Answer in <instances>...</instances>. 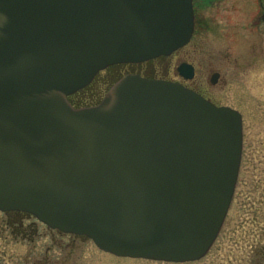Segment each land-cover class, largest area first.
<instances>
[{
  "label": "water",
  "instance_id": "1",
  "mask_svg": "<svg viewBox=\"0 0 264 264\" xmlns=\"http://www.w3.org/2000/svg\"><path fill=\"white\" fill-rule=\"evenodd\" d=\"M193 28L192 0H0V212L116 257H204L234 193L240 113L137 74L97 105L67 99L109 66L169 56Z\"/></svg>",
  "mask_w": 264,
  "mask_h": 264
},
{
  "label": "rangeland",
  "instance_id": "2",
  "mask_svg": "<svg viewBox=\"0 0 264 264\" xmlns=\"http://www.w3.org/2000/svg\"><path fill=\"white\" fill-rule=\"evenodd\" d=\"M205 5L204 16L212 17L215 24L201 34L204 51L196 56L188 44L174 56L150 61L142 69H154L157 75L168 70L175 81L176 61L194 60L196 82L208 88L218 104L242 116L236 185L209 251L197 261L184 263L121 258L99 250L83 236L49 229L33 217L0 212V264H264V25L257 24L264 0H213ZM118 71L99 72L77 97L82 102L100 101L121 77ZM213 72L220 73L215 87L209 84Z\"/></svg>",
  "mask_w": 264,
  "mask_h": 264
},
{
  "label": "flooded vegetation",
  "instance_id": "3",
  "mask_svg": "<svg viewBox=\"0 0 264 264\" xmlns=\"http://www.w3.org/2000/svg\"><path fill=\"white\" fill-rule=\"evenodd\" d=\"M205 1L209 2V1H213V0H198L197 2L192 0L193 15H194V30H193V34H192L191 39L188 42V44H191V46L193 48V54H195L196 56H198L202 51H204L203 50L204 39H202L203 35H201V34L205 31H210L212 25L215 24L213 22L212 17L207 18L204 16L203 8L206 6ZM261 7H262V5H261ZM261 10H262V13L257 19V24L259 26L264 25V8ZM187 45L178 49L174 53L179 52V50H182ZM209 50L210 49L208 48L207 51H209ZM173 54H171L168 57L174 56ZM166 58L167 57H160V58L154 59L152 61H156V60H160V59H166ZM149 62L150 61L144 62V63H139V64H118V65L108 67L106 70H104V72H107L112 68H118V70H119L118 73L122 72L121 76H123L125 74H137V75H140V76H142L144 78H148V79H161V80H166V81H173V82H176V83L182 85L183 87H185L187 89L192 90L193 92L197 93L198 95H200L201 97H203L204 99H206L207 101L211 102L212 104H214L216 106H227V105L218 104L217 101L211 96V94L209 92H207L208 88L203 87L204 85L202 83L196 82V75H197L198 69H197V66H196L194 60L189 62L187 60L179 58L176 61L177 64L175 67V76L177 78L175 81L171 80L169 78L168 70L163 71L162 74L157 75V73H155L154 69L149 70V69H147V67L142 69V66L148 64ZM182 65H189V66H188V68H185V67H182ZM137 66L139 67V69H135ZM190 70H191V72H190ZM190 73H191V75H190ZM213 74H217V78H216L215 83L211 82V77ZM189 75H190V77H188ZM96 77H97V75L94 77L92 82L95 80ZM211 77L209 80V84L211 87H215L217 85L219 79H220V73L219 72H213L211 74ZM80 92L81 91H79L76 94L69 97L70 102L74 106H78V105H80L79 103H82V100L77 97ZM228 107H230V106H228ZM13 213L25 216L26 218L27 217L32 218L31 216H29L25 213H20V212H13ZM7 214H9V213H7ZM21 218H23V217H21Z\"/></svg>",
  "mask_w": 264,
  "mask_h": 264
},
{
  "label": "trees",
  "instance_id": "4",
  "mask_svg": "<svg viewBox=\"0 0 264 264\" xmlns=\"http://www.w3.org/2000/svg\"><path fill=\"white\" fill-rule=\"evenodd\" d=\"M98 101L99 100L92 98V99L85 100L82 103H79L80 105H78V106H82V105L83 106L93 105V104H96Z\"/></svg>",
  "mask_w": 264,
  "mask_h": 264
}]
</instances>
